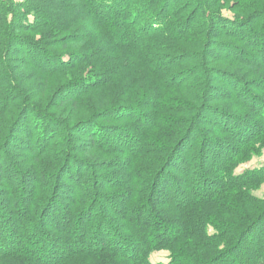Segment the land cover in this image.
<instances>
[{"label": "trees", "instance_id": "obj_1", "mask_svg": "<svg viewBox=\"0 0 264 264\" xmlns=\"http://www.w3.org/2000/svg\"><path fill=\"white\" fill-rule=\"evenodd\" d=\"M67 1L65 0V3ZM77 1L84 4V11L80 14L91 25L86 40L79 39L77 32H70L72 20H66V17L58 18V25L61 26L57 28L60 33L51 34L47 39L53 38L59 43L64 54L60 56L49 52L46 56L34 46L36 45L34 42L38 40L26 42L24 37L16 34L30 33L41 26H47L48 21L45 20L47 11L62 9L58 0L23 2L0 0V41L6 47L0 52V68L9 69L4 56L8 44L14 40L20 45H17L16 52L24 55L28 67L42 79L36 87V94L32 97L23 96L22 89L17 83H10L6 91H0L3 100L0 104V121H3L5 116L10 118L15 114L14 111L18 108L14 102L16 98L25 103L21 107V118L25 125L16 122L9 126L7 120L4 126L0 127V184H3L0 185V190H4L1 195L7 196L5 203L8 209L7 219L0 218V264H264V196L257 197L252 193L259 190L264 183V165L257 170L233 173L236 159L242 155L248 156L251 152L260 154L264 148V127L253 126L251 130L252 126L248 124L252 114L253 120L262 121L264 111L258 109L259 105L255 106L252 103L247 107L244 103L238 102L234 103V106L223 104L224 101H237L232 96H221L222 100L218 98L217 101L209 96L210 91L220 90L226 80L231 78L244 86V94L249 92L246 90L248 86L254 87V93H249L250 96L256 102L264 103V56L259 54L260 51L264 53V34L261 30L263 28H260L262 19L264 20V0H236L237 8L243 10L233 14L231 18L221 11L223 6L220 2L224 0H185L179 8L173 3L164 5L165 0L163 5L160 0ZM124 4L131 6L126 7ZM254 6H260L262 9L257 10L255 14ZM75 10L77 8L70 7L67 11L71 14ZM229 10L234 13V10ZM117 12L120 20L116 18ZM181 16H184L183 19ZM29 17H32L33 21H29ZM140 21L143 23L136 33L134 28ZM100 34L103 35V40ZM181 35L192 37L196 50H199L198 53L184 55L194 56L190 68L193 70L199 64L197 60L201 59L203 65H199L193 71L200 70L206 74L204 75L206 83L199 82L197 85L205 88L203 96L202 93L199 96L196 94L190 96L193 98L188 108H192V115L198 116V110H206L215 120L218 114L225 120L232 119L231 123L236 128V131H229L222 121L218 122L216 129L210 130L208 136L205 135L206 132L203 136L198 130L195 134L196 142L190 147L184 145V142L179 143V139L186 132L187 136L190 132H195V129H198L197 122L181 117L178 118L180 121L178 126L164 127V119L174 118L160 117L162 114H172L173 110L169 111L172 109L170 104L174 106L176 103L174 96L163 94L164 88L182 89L183 86L178 83L168 84L172 72L181 65L188 64L180 55L182 49L167 44L178 40ZM245 40L247 44L243 46L244 48L255 46L256 61L246 60L244 55L233 57L229 53L230 50L236 51L237 47L240 48L242 46L240 43H244ZM106 41H109L108 47L103 43ZM69 42L74 44L71 48L79 46L73 49L76 51L67 50ZM26 44H30L32 48H26ZM202 44L209 49L218 48L222 53L219 52L215 56L208 53L203 59ZM160 51L168 54L167 57L173 51L179 59L172 63H160L158 59ZM107 56H114L112 63L115 68L111 66L109 69ZM91 58L92 65L88 67L90 71L88 74H82L84 71L81 70H85V66L81 68V65ZM207 59L210 63L206 64ZM119 60L131 71L125 83L118 79L121 77L116 66ZM139 67L149 69V75L156 79L151 93L146 96L142 93L141 98L128 104L107 102L108 105L103 106V102H100L93 105L91 99H88L99 89L110 92V85L113 84L118 89L120 98L132 100L136 93L141 92L138 81L144 73L136 76ZM246 67L249 68L248 72ZM61 75H64L63 81L56 83L57 88L51 91L50 87L54 82L50 84V80ZM5 77L7 82H10L9 75ZM33 89L28 88V93ZM57 89H61L60 94L57 93ZM197 99L200 106L194 103ZM217 102L222 106L217 105ZM65 107V111L61 113L64 116L58 115L57 112L60 113ZM69 109L70 113L67 114ZM134 111L144 121L151 119L154 121H147L142 129L135 128L141 125L129 116ZM33 114L34 117L27 118ZM70 116L71 120H68ZM112 122L121 125L133 122L135 127L131 126L132 131L137 133L142 141L143 138L147 139L144 148L141 144L137 145L135 154L123 151L124 161L120 160L118 163L120 168L118 174L125 172L127 179L124 178L117 183L108 174L102 186L93 182L96 192L94 198L86 205L85 201L89 195L81 192V188H84L82 185L86 181L85 175L90 172L91 165L85 159L66 156L67 161L60 166L58 175L59 179L74 187L73 192L60 181L56 183V177L50 185L52 177H48L44 171L48 167L57 171L60 165L58 159H51L53 151L49 150L51 145L49 139L54 134L51 124H57L66 131L81 125L85 134L83 136L88 138L89 148L93 150L99 147H95L93 135L88 132L91 133V128L98 130L101 126L107 127L110 125L108 123ZM37 124L41 128L36 126ZM43 129L47 132L41 136ZM254 129L257 131L254 132ZM23 131L24 133L20 134ZM14 134L27 138L28 145L25 147L30 153L28 157L22 159L26 162L25 166L30 168L25 169L23 173L25 179L22 185L24 187L30 185V191L20 199L17 198V187L15 189L14 184L6 177L9 171L14 174L12 168H9L10 163L5 152V148L16 145ZM35 136L37 142L34 141ZM208 144H211L212 148L224 147L225 151L233 146L232 154L225 160L218 158L212 149L206 152ZM21 145L20 143L16 146L20 149ZM56 145L59 146L58 143ZM152 145L157 146L156 151H149L147 154L146 149L149 147L152 149ZM33 146L39 149L35 151ZM69 150L66 149L67 155ZM196 158L204 163L205 170L196 164L192 172L191 164ZM168 167L184 180L179 178L177 183H173V177L170 176L167 177L168 182L164 183L162 176L164 172L169 171L166 170ZM82 168L85 175L81 174ZM191 174L193 185L190 182ZM59 188L69 190L65 192L64 199L60 200L64 206L58 203ZM123 188L125 192L122 193V198H116L117 193L114 192L120 190L123 192ZM50 202L54 203L52 207L57 211L56 216L62 220L56 230L59 239L52 237L55 235L49 236L48 231L43 229L49 217L41 214L40 209H44ZM102 202L109 211L100 207L99 203ZM20 206L21 209L18 210ZM88 210H91V216L84 214ZM102 210L105 215L101 213ZM29 225L32 232L21 234L23 228ZM12 231L15 234L9 237L6 233ZM89 235L97 236L99 245L96 243L84 249L83 239ZM74 236L77 238L79 236L82 246L69 250L68 244L73 243ZM6 237L11 238L9 240V243L12 242L11 246L9 243L6 245L2 243V238ZM47 237L50 238L47 241L52 247L38 249L36 245L38 241ZM55 240L62 241L63 251L61 248L52 249L53 245L57 244ZM161 251L168 252L167 263H151L149 256Z\"/></svg>", "mask_w": 264, "mask_h": 264}, {"label": "rangeland", "instance_id": "obj_2", "mask_svg": "<svg viewBox=\"0 0 264 264\" xmlns=\"http://www.w3.org/2000/svg\"><path fill=\"white\" fill-rule=\"evenodd\" d=\"M13 1L14 2H23L25 0H13ZM135 1H137V0H135ZM183 2H185V0H165L164 5H169V4L173 3L174 5H176V7L178 6V8H179L182 6ZM236 2H237L236 0H228V1L224 0V2L223 1L220 2L223 6L222 7L223 9H221L222 13L225 16L231 18V17H233V14L240 12L242 8H237ZM160 3H162V5H163V0H160ZM58 4L60 6H62L61 10H58L56 8V9H53L51 11L49 9L47 11V14H45L46 15L45 20L48 21L47 26H41L38 28V30H34L30 33H18V34H16V35H19L21 37H24L23 39L26 42L28 40H38V42H34L36 44L34 46L39 48L40 51L42 53H44L43 55L46 54V56L49 55V54H47L49 52L53 53V54L54 53L60 54V56H62V54H64L63 49L60 48L59 43L55 42L53 40V38L47 39V36H49V35L51 36V34L52 35H54V34L58 35V33H60V32H58L59 28H57V27L61 26V25H58V21H59L58 18L62 19V18L66 17L67 18L66 20H72V24H70V26H71L70 32H77L79 34V37H78L79 39L82 38V39L86 40V34L90 30V26H91L89 24V21H87L86 18L82 17V15L80 14L82 11H84V7H83L84 4H81L77 0H68L67 3H65V0H63V1L58 0ZM131 4H128V5L124 4V5H126V7H130ZM55 6H57V5H55ZM70 7L71 8L72 7L77 8V10H75L74 12H71V14H68V13H70V11H67V10ZM93 7H94V5H93ZM229 9L234 10V13L233 12L231 13ZM261 9H262V7L256 6L255 12L257 10L260 11ZM109 11H111V10H109ZM79 14H80V16H79ZM116 14H117L116 15L117 20H120L121 17L118 16L119 13L117 12ZM255 14H257V12ZM184 16H181L182 19ZM42 18H44V14H42ZM263 18H264V16H263ZM28 20L33 21V18L29 17ZM127 22H129V21H127ZM132 22H134V21H132ZM142 23H143V21L136 23V26L134 28L136 33L138 32V28L142 25ZM129 26L131 27V23L129 24ZM260 28H263L261 30L263 32L262 34H264V20L263 19H262V24L260 25ZM259 32H261V31H259ZM61 33L64 35V32L61 31ZM246 34H247V32H246ZM246 34H244V35H246ZM100 36H101V34H100ZM101 37L103 40V35ZM180 38L178 40L173 41V42H168L167 44H169V45L172 44L173 46H176L178 49H182V51H180V53H182V54H180V55L182 56V59H185V61L188 62V64L187 65L186 64L181 65V67H179V69L174 70L171 74L172 76L170 75V81H168V84L169 83L170 84L178 83V84H182L183 86H182V89L181 88H174V87L164 88L165 85L162 87V88H164L163 94H170V95L174 96V98H176V100H175L176 103H174V106H171L172 104H170V108H172V109H169V111L173 110L172 114H170V113L169 114H162L160 117L170 116V117L174 118V120H170L169 118L164 119V123H163L164 127L178 126L180 123V121H178V118H181V117L188 118L189 121L195 120L198 124L196 126L198 129H195V132H190V135H192V136L189 135L190 139L188 138L189 136H187L188 135L187 132L184 133L181 136V138L179 139V141H180L179 143L184 142L183 143L184 145H187V147L188 146L190 147V146H192V143L196 142L197 138H196L195 134H196V131L198 132V130L200 131L201 134H203V136H205V135L208 136V135H210L209 134L210 130H212V128H213V130L216 129L215 126L219 125L218 122H222V121H224V126L229 128V131H236V128H235V125L233 123H231L232 119L231 120H225V118L221 117L218 114L215 116V117H217V119H216L217 121H216L214 118L210 117V113L206 110L205 111L201 110L202 112L198 110V112H197L198 116H196V114L192 115V110H191L192 108H188V106L191 105V103H192L191 101L193 98V97L191 98L190 96L191 95L194 96V94H196V96H199L200 93H202V96H203L205 88L204 89L200 88L197 85L199 82L202 84L206 83V81L204 80L205 79L204 75H206V74L200 70L199 71H196V70L193 71L194 69H196V67H199V65L200 66L203 65V62L201 59L197 60V62H199V64H197L198 66L196 65V67H194V69L192 70V68H190V66L192 65V62L194 60V56H188V57L184 56V55L194 54L195 52L198 53V51H199V50L198 51L196 50L195 45H194V40L192 39V37L181 35ZM263 39H264V37H263ZM104 41H105V38H104ZM2 43L3 42L0 41V52L4 51L6 49V47L3 46ZM21 43H23V41ZM39 43H40V45H39ZM103 43H105V45L107 47L109 46V41H106ZM240 44L242 46L240 48L237 47L236 51L230 50L229 53L231 54V56H233V57L237 56L238 57L239 55H242V56L244 55L246 57V60L250 59L249 61H256L257 55L255 53V51H256L255 46H251L249 49L244 48L243 46H245L247 44L246 40L244 41V43H240ZM17 45H19V44L16 41L11 40V44L9 43L7 46V51H6L4 58L6 60L5 61L6 65L8 66L9 69L3 68V70H2V68H0V91H6L7 86L10 83H13V84L17 83V85L22 89V92L21 91L20 92L23 96L24 95L25 96L30 95L32 97L36 94V92H37L36 87H37V85H39V83L42 81V79H41V76H37V74H35L36 72H34L31 69V67L30 68L28 67V65H29L28 61L24 57V55H19L18 52H16V51H18ZM67 45H69L67 47L68 51H76L73 49H77L79 47V46H75L74 48H71L74 46V44L71 42H69V44L67 43ZM28 47H31V45L26 44V48H28ZM201 47H202L201 49H204V51L202 52L203 53V59H205V55H207L208 53L215 56V55H218L217 53L221 52V50H218V48L209 49L207 46H205L203 44L201 45ZM91 52L93 53V51H91ZM171 52L172 53L169 54V56L167 57L166 55H168V54H164L162 51H160V55L158 57L159 62L164 64V63H172V62L178 60L179 57L175 56L176 54H174L173 51H171ZM183 52H185V53H183ZM259 54H260V56L261 55L264 56V53H261V51L259 52ZM113 57L114 56H107L106 57V60L109 61V63H108L110 65L109 69H111V66L114 67V65L112 63L113 62L112 60L114 59ZM199 58H202V57H199ZM65 60H68V59L65 58ZM71 61L72 60H70L69 63H71ZM73 61H75V60H73ZM92 61H93V58L88 59L87 63H84L83 66L81 65V68L85 66V70H81V71H84L82 74H88V71H90V70H88V67L90 68V65H92ZM207 63H210L209 59L206 60V64ZM116 66L118 68V72H119L118 74L121 75V77H118V76H116V77H118V79L122 80L125 83L127 80L126 78L129 76V74H131V71H129L130 69L128 68L127 65H124L123 63H121L120 60L117 61ZM140 68L141 67H139L136 76H138L140 73L141 74L144 73V75H142V77L138 81V83H140V84H138V87H139V90H141V92L136 93V95L133 96L132 100L126 101L127 100L126 98L125 99L120 98L118 96L119 91L117 88H115L113 86V84L110 85V87H111L110 92H106L105 89H101V90L99 89V90H97V92L95 94H93V95L91 94L88 99H91V102L93 105L94 104L98 105L100 102H103L102 103L103 106H106V105H108V104H106L107 102H111L114 104H115V102H117L116 104H118V103L119 104L134 103V100H136L137 98H141L142 93H144L142 95L146 96L148 93H151L152 89H154V87H155L154 84L156 83V81H155L156 79L154 76L152 77L149 75V72H150L149 69H145V68L140 69ZM246 69L245 70L248 72L249 68L246 67ZM7 74L9 75L10 82L9 81L7 82V80H6L5 75H7ZM74 74H71V75H74ZM82 74H80V75H82ZM95 74H97V73H95ZM167 74H168V72H167ZM63 77H64V75H61L59 77H53V79L50 80V84H53V82H54V85H52L50 87L51 91H54V89L57 88L56 85L59 82L63 81V79H64ZM71 77H73V76H71ZM194 79H196V80H194ZM263 79H264V75H263ZM28 88H30V90L33 88L34 89L30 93H28V90H27ZM253 88L254 87L250 88V86H248L246 88V90L249 92L244 94V91H243L244 86L242 84H238L237 81H235L231 78L230 79L228 78V80H226V83H224V85L219 88L220 90H217V89H214L213 91L209 90L210 91L209 96L214 101H217L218 98H219V100H222L221 96H226V97L232 96L237 101H234V102L233 101H224L223 104L234 106V103L236 104L238 102V103H244V105L247 107L250 105V103H252L255 106L259 105L258 109L261 111L262 110L264 111V103L260 104L259 102H256L255 99L252 98L249 94V93H254ZM60 90L61 89L56 90L58 94H60ZM62 91H64V90H62ZM63 94H65V93H62V95ZM19 97H21V95ZM127 98H128V96H127ZM200 100H201V98H200ZM177 101H179V102H177ZM2 102H3V100H2L1 95H0V104H2ZM14 102L18 105V108H16V110L14 111L15 114L11 115L12 119H11V117L9 118V116L3 117V121H0V124H1L0 127H3L7 120H9V126L13 125V123H16V122L18 124L22 123L25 125V123L22 121V118H21V115H22V111H21L22 108L21 107L25 103L20 98H19V100L16 98L14 100ZM194 103L195 104L198 103L199 106L201 105V104H199L198 99ZM217 105L222 106V104H220V103H218ZM65 109H66V107L64 109H62L60 111V113L57 112V114L60 115L62 113V111L63 112L65 111ZM105 109H107V107H105ZM66 113L69 114L70 109H69V111L67 110ZM247 113H249V112H247ZM34 115L35 114L28 115L27 118L31 119V117H34ZM61 116H64V115L61 114ZM129 116H132V118H134L135 121L140 122L141 126L135 127V124L133 122L123 123L122 125L118 124L117 122H112V123H108L110 125H108L107 127H105L106 125L101 126V128H98V130L97 129L93 130L94 128H91L92 129V130L90 129L91 133H90V131L88 133L93 135V141H94L95 147H99V149L95 148L93 150H91L89 148L90 145H88V142H89L88 138L83 136L84 133L82 132V126L81 125L74 126L75 127L74 129L69 128L71 130L67 129V131H66L62 127H58L57 124H51L50 127L54 128V134L55 135L53 134V136H51L49 139L51 142V145H49V150L51 149L53 151L52 152L50 150L53 153V155H52L53 157L51 159L52 160H53V158L58 159V161L60 162V165L58 166V168L56 167L57 171H53L55 169L50 168V167L45 169V171H44L45 174L48 175V177H52L49 184L51 185L53 178L55 179V177H56L57 178L56 183L57 182L59 183V181H60L62 183V185H67L71 189V191L73 192L74 187L72 185L66 184L65 180L59 179V175H58L59 170L62 167V164L67 161L66 156L67 157L73 156L76 159L78 158L80 160L85 159V160L89 161V164L91 165L89 167L90 172H87L86 175H85L83 168L81 169V172H82L81 174L83 175V173H84L85 178H86V181H84L85 184L82 185V187L84 186V188H81V192L85 193L86 195H89L85 201L86 205L89 204L90 200L94 198V195L96 192V189H95L96 186L94 184H92L93 182L95 184H99L102 186L103 185L102 183L105 180L104 178L108 174L111 175L112 178L115 179V181H117V183H120L121 181H123L124 178L127 179L125 172L124 173L121 172L120 174H118L120 171V168L118 167V163L120 160L124 161L123 154L125 152H123V151H128V152H132V154L133 153L135 154L137 152V150H136L137 145L141 144V146L144 148V146L146 145V142H147V139L145 140L144 138L142 141L141 137L138 136L137 133L132 131L131 126L135 127V128L142 129L143 128L142 126L145 125L147 121H149V122L154 121L153 119L144 121L143 118L141 116H138L135 111H134V113H132ZM199 116L201 118H199ZM263 117H264V115H263ZM175 118H177V120ZM252 118H253V114L250 116V121L248 122V124H250V127L252 126L251 130L253 129V126H256V127L260 126V128L264 127V119L262 121H258V120H253ZM68 120H71V116ZM72 124L75 125V123H72ZM36 126H39V128H41V126L39 124H37ZM36 128L38 129V127H36ZM44 129H43V131H44ZM239 130L241 131V129H239ZM256 131L257 130L254 129V132H256ZM46 132H47V130L42 132L41 136L46 135L45 134ZM142 132H144V130ZM205 132H206V134H205ZM23 133H24V131L20 134H23ZM11 134H13V133H11ZM14 135L16 136V140L14 142V145L15 144L19 145L20 143L22 145L20 146L21 147L20 149L16 145L14 147L11 146V147L5 148L6 149L5 152L8 155V161L10 163L9 168H12V171L14 173V174H12L9 171V175L6 177H8L9 181L14 184L15 189L17 187V189H16L17 193L16 194L18 195L17 198L20 199V198H23V196L28 195L29 191H30V188H29L30 185H29V187H24L22 185V181H24V179H25V176H23L24 175L23 173H24L25 169H30L28 166H25L26 162L22 161V159L24 157L25 158L28 157L30 155V153L27 151V149L25 147L26 145H28L27 138L20 136L18 134H14ZM17 138H18V140H17ZM186 138H188V139L186 140ZM37 140L38 139L35 136L34 141L37 142ZM41 141H42V138L40 139L39 144H41ZM197 141L199 142V140H197ZM57 143L59 144V146L56 145ZM156 147L154 145H152L153 150L150 149V147L148 149H146L147 154H149V151H154V150L156 151ZM206 147H207L206 152H209L212 149L213 154L215 156H218V158L221 157V159H223V160H225V158L228 157V155L232 154V151H233V149H232L233 146L229 147L230 149L226 150V151L223 149L224 147L223 148H218V147L212 148L211 144H208ZM33 148L35 151H37V149H39V148H36L35 146H33ZM66 149H70L69 150L70 152L68 151V155L66 153ZM185 150H187V149H185ZM195 160L196 161H193L191 164V166H193L192 172H194L196 164H198V166L200 165V167H202L203 169L205 168L203 166L204 163L202 161H199L197 158ZM235 161H236V166H235V169L233 170L234 174H241L244 171L257 170L264 165V148L261 149L260 154H258V153L253 154L251 152L248 156L242 155L240 158L236 159ZM223 162L224 161H221V163H223ZM216 167H217V165H216ZM168 169H169L168 172H166V173L164 172V174L162 176V180L164 181V183H166V182H168L167 177L172 176L173 177V179L171 178L173 180L172 182L177 183L178 182L177 180H179V178H181L180 175L176 172H173L171 170L172 169L171 167H168L166 170H168ZM214 171H216V170H214ZM5 173L7 175V171ZM72 173H75V172L72 171ZM182 180H184V179H182ZM190 182L193 185L192 174L190 176ZM262 184L263 185H261L259 190L252 192L253 195H255L257 197L264 196V183H262ZM0 185H3V184H0ZM1 189H3V188L1 187ZM122 190H124V188ZM3 191L4 190H0V213H1L0 218L1 219H7L8 209L6 208L7 205L5 203L7 196L5 194L1 195V193ZM66 191L69 192V190L67 188H65V189L59 188L57 190V193H58L57 197H59L58 203H60L62 206H64L65 204L64 203L62 204L60 202V200L64 199L63 196L65 195ZM124 192H125V190L123 192H121V190H120L119 192H114V193H117L116 198L119 199V198H122V196H123L122 193H124ZM54 200H55V198H54ZM116 200L117 199H115V201ZM113 201H114V199H113ZM53 204L54 203L50 202L44 209H42V210L40 209V213L43 214L44 216H47V218L49 217L48 220L45 221L46 225H44L43 229L45 231H48L49 236L55 235L52 237H56L57 239H59V237L56 236V234H58V232L56 230L58 229V226L62 222V220L58 215L56 216L57 211H55L54 207H52V206H54ZM102 204H103V202L99 203L100 207H102V208L104 207V209H107V206L102 205ZM20 209H21V206L18 208V210H20ZM90 211L91 210H88L84 214H87V215L89 214V216H91ZM43 212H46V214ZM58 213H60V209H58ZM96 213H95V215H96ZM101 213L103 215H105L104 210H102ZM16 230H17V227H16ZM2 231L4 232V229H2ZM17 231H19V230H17ZM29 231L32 232V230L30 229V225L28 227L25 226V228H23V232L21 234H23L24 232H29ZM6 234L9 235V237H11V236L13 237V234H15V233L12 231V232H9ZM9 237L8 238L6 237L4 239L2 238V243H4L5 245L8 244L9 240L11 239ZM48 239H50V238L47 237V238L40 239L38 241V243L36 244L38 246V249L39 248L47 249L49 247H52L50 242L47 241ZM55 241L57 242V244L53 245L52 249L61 248V250L63 251V245L64 244L62 243V241H59V240H55ZM72 241H73V243L68 244L69 250L74 249V248H78L79 245L82 246L81 240H79V236H78V238L76 236H74ZM83 241H85V245L83 246L84 249H88L90 245H96V243H97V245H99L97 236L91 237L89 235L86 237V239H83ZM11 245H12V242L9 243V246H11ZM107 245L111 246V244H107ZM167 257H168V252H166V251L154 252L149 256V261L151 263H167Z\"/></svg>", "mask_w": 264, "mask_h": 264}]
</instances>
